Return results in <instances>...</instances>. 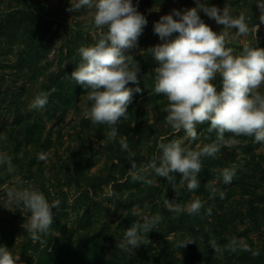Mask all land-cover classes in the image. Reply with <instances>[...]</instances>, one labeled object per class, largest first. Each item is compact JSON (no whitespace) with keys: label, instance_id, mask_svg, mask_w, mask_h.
I'll list each match as a JSON object with an SVG mask.
<instances>
[{"label":"rangeland","instance_id":"obj_1","mask_svg":"<svg viewBox=\"0 0 264 264\" xmlns=\"http://www.w3.org/2000/svg\"><path fill=\"white\" fill-rule=\"evenodd\" d=\"M201 2L221 10L227 6L233 15L250 18L249 27L259 25L247 36L230 31L229 47L236 53L246 43L264 48L257 0ZM133 4L147 25L138 46L126 53L139 72L137 83L127 85L133 89L132 102L113 136L108 126L93 125L85 116L87 90L70 77L81 59L78 49L99 39L88 10L67 11L69 0H0V153L13 166L9 171L0 164V245L19 255V264H264V144L225 133L226 140L237 142L221 146L214 158H202L194 191L178 174L173 182L151 170L141 173L140 181L131 179V162L138 169L147 165L160 155L161 142L180 139L185 148L196 149L217 141L207 123L197 126L196 140L175 133L166 123V97L154 92L158 63L148 49L164 41L153 25L173 9L197 7L196 0ZM199 15L213 31L223 30L203 11ZM214 83L220 87L219 76ZM40 92L48 93V104L29 110ZM226 168L235 172L230 184L223 182ZM29 189L42 192L50 203L60 201L49 232L35 242L23 227L30 212L9 196ZM197 198L203 207L189 214L186 207ZM166 199L184 210L170 211ZM145 216H158L159 222L133 253L122 251L117 244L126 229ZM184 240L194 242L176 246Z\"/></svg>","mask_w":264,"mask_h":264},{"label":"clouds","instance_id":"obj_2","mask_svg":"<svg viewBox=\"0 0 264 264\" xmlns=\"http://www.w3.org/2000/svg\"><path fill=\"white\" fill-rule=\"evenodd\" d=\"M69 3L67 11L76 13L87 9L92 24L100 30L99 39L93 45L78 49L81 59L70 77L87 90L83 97L85 116L93 125L108 126L114 136L116 125L122 118H127L132 102L133 89L127 85L137 83L139 72L138 64H132L133 57L126 53L138 46L147 19L137 10L133 0H69ZM196 3L197 7L184 12L173 9L171 14L161 16L153 25L154 33L164 41L148 49L158 63L154 69V92L166 97L165 119L175 133L183 131L188 139L196 140L197 126L207 123L208 131L217 133V141L203 147L197 145L196 149L185 148L180 139L161 142L158 144L160 155L153 156L147 165L138 169L135 161L131 162L133 181L142 180L141 173L148 170L168 182H173L178 174L181 183L186 182L187 189L194 191L199 187L197 176L202 169V158H214L221 146L237 142L226 140L225 133L252 137L255 143L264 144V48L246 43L236 53L229 47L231 30L235 29L236 36H247L252 29L257 32L259 25L249 27L247 21L250 18L243 13L233 15L227 6L221 10L209 7L201 0ZM256 4L259 21L264 24V0H257ZM200 11L223 26V30L213 31L201 19ZM174 33L177 34L175 38L169 39ZM217 76L220 77L219 88L214 83ZM135 91L141 89L137 87ZM48 100V93L40 92L29 103V110L43 109ZM120 144L123 150L128 149L125 141L121 140ZM131 156L134 153H130ZM0 164H7L9 171L13 170L10 158L2 153ZM234 175V170L224 169L223 182L230 184ZM144 182L151 183L150 180ZM223 195L221 192V198ZM9 196L30 212L29 223L23 227L34 242L40 240L41 234L48 233L54 223L53 209L60 201L50 203L36 189L10 192ZM165 205L170 211L184 210L179 206L173 208L167 199ZM202 207V201L197 198L186 210L196 214ZM158 222V216H145L142 223H133L117 247L133 253V249L144 244L143 234L153 230ZM193 242L178 241L176 246L185 248ZM211 246L214 251H220L214 241ZM19 262V255L0 245V264Z\"/></svg>","mask_w":264,"mask_h":264}]
</instances>
